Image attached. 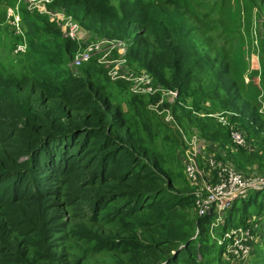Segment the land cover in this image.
<instances>
[{
    "label": "trees",
    "instance_id": "16d2710c",
    "mask_svg": "<svg viewBox=\"0 0 264 264\" xmlns=\"http://www.w3.org/2000/svg\"><path fill=\"white\" fill-rule=\"evenodd\" d=\"M11 1L0 0V6ZM233 2L248 24L259 3L264 5V0L46 3L72 16L92 42L126 43L131 72L144 69L156 85L176 91L177 101H163L174 126L148 109L161 91L130 94L126 83L111 82L92 58L74 72L69 64L77 41L36 9L23 10L26 41H19L3 26L0 7V264H210L201 261L217 244L207 233L211 213L195 212L194 187L184 180L176 154L180 131H197L218 144L240 169L255 160L263 167L264 161V119L228 74L229 53L214 48L217 40L224 47L228 35L235 38L240 23L230 25L237 18ZM19 42L25 50L13 54ZM212 52H217L213 61ZM119 93L128 112L115 100ZM222 111L230 113L231 127L210 116ZM231 130L241 131L250 144L258 138L260 147L252 153L234 147ZM199 161L215 181L216 170ZM237 200L224 210L220 230L255 225L262 234L246 264H264V188L241 205Z\"/></svg>",
    "mask_w": 264,
    "mask_h": 264
},
{
    "label": "rangeland",
    "instance_id": "374dc122",
    "mask_svg": "<svg viewBox=\"0 0 264 264\" xmlns=\"http://www.w3.org/2000/svg\"><path fill=\"white\" fill-rule=\"evenodd\" d=\"M20 0H12L10 5L5 6L1 5L0 7L3 10L4 13V21L3 26L8 25L9 29H13V32L15 31L17 33V36H20L18 38L19 41H26V36L24 32V24L22 26L23 20H22V14L23 10H29V11H35L30 6L29 0H21V3H18ZM24 3V4H22ZM38 3V4H37ZM34 5L42 6V3L38 0H35ZM5 6V7H4ZM260 6V8H259ZM262 2L259 3L258 9L254 8L255 10L252 12V18L250 21L248 20L249 24L247 23V17L244 13L240 12L238 9H236V4L233 2V6L230 10L236 13L237 18L232 17L230 21V25H235V23H240L238 29H234L236 35L235 38L232 35H228L225 39L228 42V45L221 47V42L219 40L216 41L217 45H214V48L218 51H221L223 53H229V59H228V74L234 79V81L237 83V85L240 88L241 93L246 97H248L257 107V111L262 119H264V13L261 11ZM264 6V5H263ZM262 6V7H263ZM0 8V9H1ZM63 10V9H59ZM57 11V10H56ZM64 11V10H63ZM65 12V11H64ZM66 13V12H65ZM67 14V13H66ZM226 14H230L229 10L226 11ZM235 19V20H234ZM234 20V21H233ZM251 26V27H248ZM62 30V29H60ZM63 32V30L61 31ZM63 34V33H62ZM11 37V36H10ZM81 37V46L78 48L77 52L80 48H83L87 42H92V37L89 33L83 32L80 33ZM12 38L14 36L12 35ZM235 40V41H234ZM23 42H19V45ZM99 43V42H98ZM103 43L106 44V41ZM108 43V42H107ZM113 45L108 46V48L100 49V51L93 54L91 57L92 59L96 60V63L100 66H102L103 70L105 71L106 77L111 81H123L126 83L128 89L131 88L130 81L127 82L122 79H115L112 80L108 76V71L111 69L112 65L111 63L118 62L119 68L116 67V70L119 69V71H135L132 69V67L129 65L128 67V61H127V45L126 43L122 41H113ZM16 44V43H15ZM18 44L15 45L13 49V54H18L20 52H23L24 49L20 52L16 51V47ZM212 47V49H214ZM106 59H109L108 62L100 63L98 60L99 58L105 53ZM76 52V53H77ZM217 52H212L210 56V60L213 61L215 55ZM86 63V62H85ZM83 63V64H85ZM81 64L80 66H76L73 64V59L70 61V69L75 71H80V68L83 66ZM129 71V72H130ZM140 71V70H139ZM142 72L140 74H134V75H145L147 76L151 83L156 86L154 79L148 74L144 69H141ZM160 87V86H156ZM130 94H133L128 90ZM162 92H167V90L161 88ZM138 95V94H135ZM170 99L169 101H177V94L175 96H172L170 94H167ZM179 97V101H180ZM116 102L118 106L124 111L128 112V105L126 103L125 95L122 93H119L116 97ZM182 101V99H181ZM184 103V101H182ZM148 109L156 112L158 115H163V120L171 125L174 126V118L167 120L166 119V109L163 106V102L159 104L157 109L150 108V105H148ZM170 113V110L167 109ZM210 116H213L215 119H217L222 125L230 126V113H227L226 111H222L219 113L211 114ZM237 130H231L230 131V138H231V144L234 147H243L246 151L249 153H252L251 151H254L258 149L260 146L258 145L260 143V140L258 138H251V144L250 141L246 140L245 136L241 131ZM181 134V146L176 151L177 157L180 160V163L182 164L183 169V175L184 180L186 179L188 183L194 187V193L196 198L201 201L205 198L206 193L202 189L203 181L202 179L207 183H213L208 181L207 176L202 174V178L197 179H191L188 178L185 175V166L187 164V154L190 151H193L196 153V160L198 163V167L200 168V158L202 157L203 160H206L207 162L215 163V165L218 167H224L226 169L234 170L235 172L243 175V176H250V177H262L264 178V161H261V165L263 167L259 166L260 161L255 160L252 163H249L246 169H240L236 165L235 160L228 157V153L224 148L221 146H218V144L208 142L200 137L199 133L197 131H193L191 133H185L182 130L180 131ZM257 145V147H256ZM249 146H251L249 148ZM259 146V147H258ZM221 147V148H220ZM248 149V150H247ZM252 165V166H250ZM249 168V169H248ZM202 170V169H201ZM259 173V174H258ZM211 185V184H210ZM263 189V188H262ZM260 190V189H259ZM258 191L256 189H250L245 195L242 196V198H238L237 205H241V199H246L250 193ZM200 205V202H199ZM199 205L196 204L195 212L199 216H206L210 214V221L208 223L207 227V233L208 236H210L211 242H215L216 248H213V252L211 256L205 257L201 262H206L208 259L211 260L210 264H225L226 260L233 262L232 264H246L250 252L253 247V242H255L258 238L259 240V233L262 234L261 230L257 234L255 233L257 230V227L255 225H252V227H242L237 226L233 228H229L225 231L220 230V226L224 221L225 211L218 213L215 211V209H212L210 213L207 214H199ZM227 213V212H226ZM258 219V218H257ZM256 219V220H257ZM249 220L253 221V217H250ZM238 230H248V233L246 235H243L238 239V244L236 245L235 235H233L231 238H226L231 234L233 231ZM197 232L193 235L196 236ZM240 234H238L239 236ZM218 245L223 247V252L220 254V258L218 259V251L219 247ZM181 258V257H180ZM179 258V259H180Z\"/></svg>",
    "mask_w": 264,
    "mask_h": 264
},
{
    "label": "built area",
    "instance_id": "2783aa9c",
    "mask_svg": "<svg viewBox=\"0 0 264 264\" xmlns=\"http://www.w3.org/2000/svg\"><path fill=\"white\" fill-rule=\"evenodd\" d=\"M30 6L33 9H36L38 13L45 14L48 16V19L51 22H55L60 29L63 30V35L65 37L70 38L71 40H75L78 43V48L81 46V37L80 33L85 32L80 27V25L72 18V16L67 15L63 10H49L46 7V3L49 2V0H38L42 3V6L34 5L35 0H29ZM38 4V3H37ZM61 30V31H62ZM106 41V44L103 43ZM99 42V43H98ZM108 42V43H107ZM113 41H107V40H100L96 42H87L83 48H80L79 51L75 52L73 56V64L76 66H80L81 64L89 61L94 53L100 51V49L108 48V46L113 45ZM24 49V44H18L16 47V51H22ZM109 51L105 52L100 58V63L108 62L109 59L105 58V55H107ZM113 64L111 69L107 72L110 79H122L129 83L131 85V88H129L130 92L133 94L138 95H152L154 93H157L158 91H161V87L154 86L150 79L145 75H134L136 73L129 72V71H119V69L116 70V67L119 68L118 62L111 63ZM140 74V73H139ZM167 92L161 91V98L158 102L155 104H150V108L157 109L159 104L164 101L165 98H169L167 94H170L172 96L176 95L175 91L165 89ZM166 119H172L173 116L169 111L166 109ZM175 123V122H174ZM237 132V131H236ZM187 164L185 166V175L188 178L191 179H197L202 178V170L199 169L198 163L196 160V153L193 151H190L187 154ZM209 167L212 170H216V176L215 181H212L208 179V181L213 182L210 184H207L203 179V186L202 189L205 191L206 196L204 199L199 201L196 198V204L199 205V214H207L212 211V209H215L218 213L223 212L226 208H228L233 201L237 200L238 198L245 195L250 189H256L261 190L264 188V178L256 176V177H250V176H243L234 170L226 169L224 167H221L218 165V167L215 165V163H208ZM205 175V174H204ZM248 233V230L242 231H233L229 236L226 238H231L233 235H235V244H238V239L242 237L243 235H246ZM238 234H240L238 236Z\"/></svg>",
    "mask_w": 264,
    "mask_h": 264
},
{
    "label": "clouds",
    "instance_id": "9594fccd",
    "mask_svg": "<svg viewBox=\"0 0 264 264\" xmlns=\"http://www.w3.org/2000/svg\"><path fill=\"white\" fill-rule=\"evenodd\" d=\"M170 90V89H169ZM172 91H174V90H172ZM176 92V91H175ZM177 94V93H176Z\"/></svg>",
    "mask_w": 264,
    "mask_h": 264
}]
</instances>
